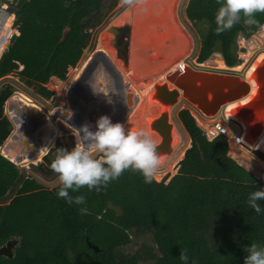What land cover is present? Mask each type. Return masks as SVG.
<instances>
[{"label":"trees","instance_id":"16d2710c","mask_svg":"<svg viewBox=\"0 0 264 264\" xmlns=\"http://www.w3.org/2000/svg\"><path fill=\"white\" fill-rule=\"evenodd\" d=\"M15 1L17 6L13 2L10 9L14 33L3 54L7 42L0 48V80L23 67L20 80L51 99L54 93L44 85L51 77L66 81L69 69L77 67L89 45V31L103 20L105 0ZM219 7L216 0H190L186 10L189 21L206 27V32L201 31L199 63L237 73L238 38L241 34L250 37L249 31L264 27V13L256 14V25L241 21L217 35L214 18ZM67 28L70 31L63 39ZM216 52L224 59L213 55ZM257 53L252 63L244 64L247 71L241 79L252 91L236 102L241 107L259 93L257 76L264 51ZM13 94L10 85L0 92V147L12 131L4 108ZM179 119L192 146L168 184L167 179L145 184L138 172L128 170L98 192H89L87 187L69 190L70 197L85 196L82 206L58 198L61 185L45 190L35 179L23 180L17 165L0 154V247L20 239L15 257L0 256V264H141V256L120 254L121 248L131 245L134 232L153 236L158 254L147 255L153 264H183L179 256L184 250L189 264H244L245 249L252 243L264 244V215L255 214L247 205L249 194L264 189V182L241 167L231 151L249 169L263 172L255 168V161H264V127L253 142L248 138L243 146L237 143L239 149L226 136L209 141L189 109H183ZM109 201L122 208L121 216L108 209ZM80 207H86L87 213L81 214ZM87 238L100 248L99 253L88 246Z\"/></svg>","mask_w":264,"mask_h":264},{"label":"rangeland","instance_id":"374dc122","mask_svg":"<svg viewBox=\"0 0 264 264\" xmlns=\"http://www.w3.org/2000/svg\"><path fill=\"white\" fill-rule=\"evenodd\" d=\"M156 1L158 2V0ZM156 1L155 0H105V2L103 3V7L101 8V12L104 15L103 20L97 27L89 31V33L91 34V38L89 40L88 47L84 51L81 61L79 62L76 68L69 69L67 73L66 81H63L62 86L58 88L56 92H54V96L51 99H45L44 97L40 96L39 94L36 93L35 87L34 88L29 87L25 84L24 81L20 80L18 73L22 71L21 68L14 74H10L6 78L0 80V92L5 86L10 85L14 89V94L12 97L17 96L21 98L22 95H25L28 98H30V100L32 101L29 103L37 105L38 107L42 109V111H44L48 115H52L56 111L61 113V110H65L66 112L68 111L70 113L71 111L69 107L72 106V94H73L74 88L77 87L81 79L87 73V69H89L92 58L94 54L96 53H106V54L109 53L111 56H114V58L111 57L112 62L116 60L117 62L115 61V63L117 65H120V67L118 68L119 71L117 72L120 79L121 80L123 79L120 76L121 73L123 72H128L131 78L129 79L127 76L124 77L126 84L123 85L124 87L123 90L124 92L125 91L132 92L131 89L133 88L130 87L129 90L127 89V86L131 85V83H132V86L135 85L134 87L135 89L138 88L140 89V91H144L149 87V85L155 84L157 82H162L159 80L160 76L165 77L166 73H169L170 70H173L176 67H180L182 65L190 66L191 68L197 71H205V72H210V73H223V74L235 75V76L237 73H239L241 74L240 78H243L244 74L242 73H244V71H247L244 65V62L246 61L245 58H247L252 63L255 60L256 56L260 53L259 51V53L255 54L256 51H258L259 49L261 51H264V27L254 32H251L248 30L250 33V37H246L245 35V37L247 38L245 39L246 41H251L253 43L249 46V50H250V54H249L247 51L243 52L244 42L243 40L240 39V37L238 38L236 54H237V59L239 62H238V65H236L235 67L236 69L235 71L237 73H233V71H229L228 69L218 70V69H212L209 67H203L202 65H204V63L203 64L199 63V56H200V51L202 47L201 31L203 33L206 32V27L204 26L198 27L194 25V23L188 20L186 10L189 6L190 0H174V2L173 0H171V2L169 0L168 4H165V3L163 4L162 3L163 0H162V2L159 1L157 5H153L154 7L152 6L153 11L151 13V16L149 15V19H147V23L145 22L147 24L145 28L147 35H142L143 39L149 38L150 36H155L158 33L165 35L164 38L166 39L164 41L162 40L163 42L158 43V46H155V45L147 46L146 45L144 48H140L139 50H135V49L133 50L131 47H133L132 46V38H133L132 31L134 29V16H136L137 15L136 13L140 12V10L144 8V6L146 5L151 6L153 2H156ZM13 2H14L13 7L15 8L17 6V2L15 0H13ZM164 5H167V6L172 5L171 12H170L172 13V15L170 16L167 14L166 16L168 18L164 16L167 13L166 7ZM163 18L164 19L166 18L167 20L163 21L162 20ZM124 20H126L127 25H129L127 28L128 36L126 38H123L122 44H121L120 39L114 36L113 30L117 29L119 27V24ZM3 33H4V36L0 37V48L3 47L4 43L6 42L7 43L5 45V49L3 50L2 54L5 52V50L9 46V40L6 41V38H7L6 36L10 35V32L8 31L6 32L4 31ZM102 37L103 39L105 38V40L110 41L109 43L110 48L107 49L106 46L103 44ZM143 39H141V41H144ZM176 42L178 44H176ZM101 45H102V48H101ZM160 46H161V49L159 48ZM156 48L157 50L155 51L154 49ZM158 49L161 54L158 52ZM165 49L167 52L165 51ZM135 51L137 52L135 53ZM144 52L146 53V57L150 62L148 64L152 65L153 67L148 66V64L144 62L146 63L147 67L141 66L140 68V61H141L142 53ZM135 56L137 57V59L135 58ZM137 60H138V66H137ZM251 63H248V66H250ZM174 65L175 67H173ZM98 69H100L99 66L93 70L94 72L92 73V78L94 76L96 78L91 79L89 81L90 87L95 86L98 83L97 78H99L98 76L102 72V71L96 72ZM164 72L165 74H163ZM143 76L144 78H142ZM109 80L112 83L113 79L111 80L110 78ZM130 80H132V82ZM133 81L135 84L133 83ZM113 86H114V83H113ZM115 90L116 88L114 87L112 91L114 92L112 95L113 97L112 101H115L117 103V106L114 108L112 107L109 108L110 112L107 115H105L110 118L111 122H113L112 115L115 114V110L119 111L120 102H119L118 94L120 91L118 90L115 91ZM125 96L126 98L129 97L126 94ZM12 97L10 99H12ZM137 98L140 99V97H137ZM97 100L98 99L95 97L92 100L86 99L83 103L85 105L87 104L88 106ZM106 100L107 98L102 97L100 98L99 101L102 105H104ZM107 104H110V102ZM154 108H158L160 110L159 104L156 102H152L149 105L147 114L151 117H156L159 115V113H155L154 111H152V109ZM183 109H189L192 112V115H194L195 117L199 119L201 118L200 114L197 112L198 110L196 111V109L185 100H183L179 105H177L175 109L172 111V122L177 127V134L181 137V143L179 144V141L178 143H176L174 155L169 160H167V162H165L162 166H160L158 175H162V176H157L156 181L158 183H162L166 179H167L166 183L170 182L172 177L177 174L178 169H179V166L175 165L178 161L177 159H179L181 155L186 153L185 151L189 149L188 147L190 146V137L185 131L179 119V114ZM72 110H73V107H72ZM150 110L152 111V113H150ZM73 114H70L69 117H72ZM118 114L119 112L116 113V117L118 116ZM101 116L102 115H99V117ZM4 117H5V114H4ZM136 117L140 119V121L137 122V125L141 124L147 127V121L143 118L141 120L140 118V117H143V114L137 115ZM210 119H211L209 120L210 123L213 122L212 120L218 121V117L210 118ZM200 121H203V119H200ZM209 122H206V123H209ZM50 126H51V131H52L51 132L52 133L51 142L46 143V144L47 146L51 145L52 142L54 144H52L51 149H49V153L46 154V156H39L36 159L30 160V162L28 160V162L16 163V161L9 158L5 153L6 157L11 162H13L15 165H17L23 180L35 179L36 181L40 183V185H42V187L45 190H53L56 187L61 185L58 179V175L54 173L51 169V163L56 158L58 150L64 149V150L70 151L75 147L77 143V139H76L77 130H75L74 128H69V126L65 122L60 121V120L58 121L50 120ZM154 136L158 137L157 135H152V137ZM232 140L236 144L238 143L234 139ZM238 144L241 145L240 143ZM259 144L262 145V141H260ZM241 148L242 147L239 146V149ZM8 150L9 149H6L5 152ZM19 156L21 155L20 154L17 155V157ZM231 156L241 161V158L239 157L240 155H238V153L236 154L235 152L231 151ZM255 166H256L255 168H259V170L263 172H258L252 169L250 170H252V172L255 173V175L260 177L259 179L261 178L264 179V161L262 160L255 161ZM249 167L251 166L249 165ZM158 177H160L161 179H158ZM162 177H163V180H162ZM18 189H19V186L18 188L13 190L11 195H9L10 198L15 197ZM10 201L11 199L9 201H6L4 203V206L8 205ZM131 236H132L131 245L128 247L121 248L120 254L124 258L141 256V261H142L141 264H153V262L148 258L149 255L158 254L157 246L154 243L153 236L150 233L144 236H138L136 232H134V234H131Z\"/></svg>","mask_w":264,"mask_h":264},{"label":"water","instance_id":"95a60500","mask_svg":"<svg viewBox=\"0 0 264 264\" xmlns=\"http://www.w3.org/2000/svg\"><path fill=\"white\" fill-rule=\"evenodd\" d=\"M69 31V28L64 31L63 39L66 38ZM99 62L104 65L108 76L114 80V87L120 91L118 94L120 102L119 114L112 123H121L123 125L127 116L133 113L134 109H130L132 102L129 97L126 98L121 79L118 73L115 72L111 62L106 60L103 53H96L92 58L89 69H87V73L77 87L74 88L72 94L74 114L70 119L58 111L52 115H48L37 105L23 102L22 98H17L12 101L15 114L20 117L21 124L16 133L18 139L10 142V147L21 152V156L27 157L29 160L41 156V146L51 142L52 131L49 123L50 120L63 121L77 131L87 125L89 126V130L94 132L96 130L98 113L94 114L89 111V108L82 103L81 99L92 100L96 96V92L86 93L85 89L89 87V81L92 79V73L94 72L93 70L96 69ZM95 78L94 76L93 79ZM97 79L100 81V78ZM257 83L259 93L256 99L244 107L239 108L237 111L239 112L238 115L245 120L249 129L248 136L250 142H253L258 137L261 131L260 129L264 127V64L257 76ZM251 91L252 86L244 79L235 75L197 71L190 66L184 65L176 67L170 70L169 73H166L164 81L154 84L153 91L148 97L147 105H144L142 109L143 119L147 121L146 132L150 137L152 135L158 136L156 147L161 161L169 160L175 153L176 143L178 141L179 144L181 143V137L177 135V127L172 122V111L183 100L187 101L205 116L215 118L225 105L236 103L247 98ZM134 101V105L136 104V106L140 102L138 98ZM152 102H156L160 106L159 115L156 117H151L147 114L148 107ZM109 112L110 109L105 104L100 106V114L105 116ZM135 121L132 123V127L127 129H140L138 128L137 121L136 123ZM82 135L83 133L81 132ZM255 176L260 178L257 175ZM108 209L115 212L118 216L123 214L122 208L115 206L111 201L108 202ZM86 240L88 246L95 253L101 251L89 238ZM19 244L20 239H11L0 248V256L13 259Z\"/></svg>","mask_w":264,"mask_h":264},{"label":"clouds","instance_id":"9594fccd","mask_svg":"<svg viewBox=\"0 0 264 264\" xmlns=\"http://www.w3.org/2000/svg\"><path fill=\"white\" fill-rule=\"evenodd\" d=\"M216 2L220 5L214 18L217 35L231 30L241 21L246 25H256L258 23L256 14L264 13V0H216ZM239 37L241 40L247 39L244 34ZM197 112L201 115V112ZM76 139L77 143L72 150H58L56 158L51 163V169L58 175L61 184L57 196L69 205L86 204L84 195L70 197L69 190L78 192L81 188L87 187L89 192L94 189L98 192L102 186L106 187L128 170L138 172L145 184H152L158 176L162 161L155 142L143 129L126 130L121 123L114 124L108 116H101L94 132L85 125L76 132ZM243 168L255 176L252 170ZM257 179L264 182L262 178ZM260 201H264V189L251 192L247 205L255 214L264 215V205ZM79 211L86 214L87 208L80 207ZM245 251L247 255L244 264H264V244L252 243ZM179 258L183 264H189L187 250L180 252Z\"/></svg>","mask_w":264,"mask_h":264},{"label":"bare ground","instance_id":"6f19581e","mask_svg":"<svg viewBox=\"0 0 264 264\" xmlns=\"http://www.w3.org/2000/svg\"><path fill=\"white\" fill-rule=\"evenodd\" d=\"M156 1V0H155ZM159 1L160 2H162V0H158V2L156 1V2H153V4L151 5V6H149V5H146V6H144V8L142 9V10H140V12H138V13H136L137 15L136 16H134V29H133V31H132V35H133V38H132V46L133 47H131L133 50L135 49V50H139L140 48H144L146 45L148 46V45H152V46H158V43H160V42H163L166 38H164L165 37V35H163V34H161V33H156L157 35H155V36H150L149 38H145V39H143V36L142 35H147V33H146V26H147V19H149V15L151 16V13H152V11H153V8H152V6L153 5H157L158 3H159ZM170 2H171V0H170ZM173 2H174V0H173ZM163 4L165 3V4H168L169 3V0H163V2H162ZM165 7H166V10H167V13L164 15V16H166L167 14L168 15H172V13H170L171 12V8H172V5L171 6H167V5H164ZM154 7V6H153ZM165 9V8H164ZM173 12V11H172ZM140 13V14H139ZM162 17V16H161ZM152 18V17H151ZM166 18H168L167 16H166ZM162 19L163 21L164 20H167V19ZM169 20V19H168ZM120 21V20H119ZM126 20H124V21H122L120 24H119V27L117 28V29H115V30H113V33H114V36L116 37V38H119L120 39V43L122 44V40H123V38H126L128 35V31H127V28H128V26L129 25H127V21L125 22ZM146 22V23H145ZM168 22V21H167ZM130 23V22H129ZM159 26V25H158ZM161 26V25H160ZM170 29V28H169ZM161 31V30H160ZM4 32V26H3V22H2V24H0V37H1V34ZM149 36V35H148ZM141 39H143L144 41H141ZM179 39V38H178ZM146 40V41H145ZM163 40V41H162ZM102 42H103V44L106 46V48L108 49V48H110L109 47V43H110V41L109 40H105V38L103 39V37H102ZM145 44V45H144ZM172 44V43H171ZM176 44H178L177 42H176ZM144 45V46H143ZM173 46V45H172ZM179 46V45H178ZM177 46V47H178ZM101 48H102V45H101ZM160 49H161V46L159 47ZM179 48V47H178ZM103 50V49H102ZM155 51L157 50V48L156 49H154ZM165 51H166V49H165ZM108 52V51H107ZM131 52V51H130ZM137 51H135V53H136ZM149 52V51H148ZM158 52H159V49H158ZM157 52V53H158ZM167 52V51H166ZM160 53V52H159ZM104 54V56H105V58H106V60H108L109 62H111V64H112V66H113V68H114V70H115V72H118L119 71V67H120V65H117L116 63H115V61L114 62H112V58L111 57H113L114 58V56H111L109 53L108 54H106V53H103ZM161 54V53H160ZM156 55V54H155ZM214 55H216V54H214ZM218 55H220V54H218ZM145 56V57H144ZM221 56V55H220ZM135 58L137 59V57L135 56ZM144 58H145V60H144ZM223 58V57H222ZM144 60V61H143ZM148 61V62H147ZM117 62V61H116ZM130 62V61H129ZM144 62H146L147 64L148 63H150L149 62V60L147 59V57H146V53L144 52V53H142V57H141V61H140V68H141V66L142 67H147V65H146V63H144ZM178 64V63H177ZM103 64L101 63V62H99V64H97V66L96 67H100V69H98L96 72H101L100 74H99V78H100V81H98V83L95 85V86H89L88 88H86L85 89V92L87 93V92H96V98L98 99L97 101H95V102H93V103H91L90 105H88L87 106V104H86V106L89 108V111H91L92 113H98V115H97V121H98V119L100 118L99 117V115H102V114H100L99 113V110H100V107L99 106H101L102 104L100 103V98H102V97H105V98H107V100H106V102H105V104L107 105V107L108 108H114V107H116L117 106V103L115 102V101H112V95H113V93L114 92H112L113 91V88H114V86H113V80H112V78H111V80H112V83H111V81L109 80L110 78L108 77V74H107V72H106V70H105V67H104V65L102 66ZM176 65V64H175ZM175 65L173 66V67H175ZM135 66V65H134ZM137 66H138V60H137ZM148 66H151V67H153L152 65H150V64H148ZM131 67V66H130ZM132 67H133V65H132ZM117 68V69H116ZM172 68V67H171ZM138 69H139V67H138ZM169 71V70H168ZM153 72V71H152ZM163 74H165V72L163 73ZM123 79L121 80V82H122V84L124 85V84H126L125 82V79H124V77H128L129 79H131L130 78V75L128 74V72H123V73H121V75H120ZM141 77V76H140ZM142 78H144V76L142 77ZM93 79V78H92ZM98 80V79H97ZM157 80V79H156ZM159 80L160 81H164L165 80V77H163V76H160L159 77ZM131 82H132V80H130ZM112 85H111V84ZM133 83H134V81H133ZM135 84V83H134ZM113 86V87H112ZM153 86H154V84H151V85H149V87L146 89V90H144V91H140V89H138V88H134L135 87V85H133L132 86V83H131V85H128L127 86V89L129 90V88L131 87V88H133V89H131V91L132 92H129L128 90V92H124L127 96H129V99L131 100V102H132V105H130L131 106V108L130 109H134L133 110V113H131L129 116H127V120H125V122L123 123V126L125 127V129H127V128H129V126L130 127H132V123L136 120L137 122L138 121H140V119L138 118V117H136L137 115H142L143 113H142V109H143V107H144V105H147L146 103H147V100H148V97H149V95L152 93V91H153ZM115 91H117V89L115 90ZM116 93V92H115ZM130 93V94H129ZM21 95V94H20ZM137 97H140V99H139V104L136 106V104L134 105V103H135V101L134 100H136V98ZM21 98H22V101L23 102H26V103H29V102H32L31 100H30V98H28L27 96H25V95H22L21 96ZM116 99V98H115ZM81 101H82V103L85 101V99H81ZM89 102H90V100H89ZM110 102V104H107V103H109ZM134 105V106H133ZM229 105V104H228ZM71 106V105H70ZM230 106H231V112L229 111V113H228V115H229V118L231 119V127H230V130L228 131V135H229V137L231 138V140L232 139H234L236 142H238V143H240V144H243V145H245V143H246V141L248 140V138H249V129H248V127H247V125H246V122H245V120L244 119H242L238 114H239V112H237L238 111V109L239 108H242L240 105H238V104H236V103H230ZM69 109H70V113L67 111H65V110H61V114L62 115H64V116H66L68 119H70L71 117H69V115L70 114H73L74 112H73V110H72V106L71 107H69ZM152 111H154L155 113H159L160 112V110L158 109V108H154V109H152ZM152 111L150 110V113H152ZM117 112H119V111H117V110H115V114H113L112 116H113V119H112V121H114V119H115V117H116V113ZM60 113V112H59ZM139 113V114H138ZM88 115H90V114H88ZM102 116H104V115H102ZM141 118V120H142V118L143 117H140ZM97 121H96V123H97ZM136 121H135V123H136ZM50 123V122H49ZM56 125V124H55ZM52 126V125H51ZM69 126V125H68ZM69 128H72V127H70L69 126ZM138 128H140V129H143V130H146V126H143V125H138ZM73 132V131H72ZM60 133V132H59ZM178 135V134H177ZM55 138V137H54ZM151 138H153V140H154V142H155V144L157 143L156 141H158V137H156V136H154V137H151ZM52 144H54L53 142H52ZM52 144L51 145H48L47 146V144H44V145H42L41 146V149H40V155L41 156H46V154H48L49 153V149H51V146H52ZM188 145H189V143H188ZM51 152V151H50ZM6 153V155L9 157V158H11L12 160H14V161H16V163H24V162H28V158L27 157H23V156H19V157H17V155H19L21 152H18L16 149H14V148H11L10 147V149L8 150V151H6L5 152ZM21 155V154H20ZM22 157H23V159H22ZM184 157H185V153L184 154H182L181 155V157L179 158V159H177L178 161H177V163L175 164V165H179L180 163V161L181 160H183L184 159ZM24 158H27V159H24ZM36 158H38V157H34L33 159H36ZM168 160V159H167ZM167 160H163L162 161V163H161V166L165 163V162H167ZM36 161H38V160H36ZM29 162H30V160H29ZM158 176H162V175H158ZM158 179H161L160 177H158ZM162 180H163V177H162Z\"/></svg>","mask_w":264,"mask_h":264},{"label":"built area","instance_id":"2783aa9c","mask_svg":"<svg viewBox=\"0 0 264 264\" xmlns=\"http://www.w3.org/2000/svg\"><path fill=\"white\" fill-rule=\"evenodd\" d=\"M11 3H13V0H0V24H2L3 22V26H4V31H8L10 32L9 36H6V40H10L12 39L13 33H14V20L11 19ZM12 30V32H11ZM1 36H4V33L1 34ZM244 42V48H243V52H248L250 54V50H249V46L253 43L251 41H246L243 40ZM246 61L244 62L247 63L248 59L245 58ZM21 69H23V67H21ZM63 84V81L57 77H51L49 82L44 85L45 88H47L49 91L51 92H56L58 88H60ZM19 97L14 96L12 97V99H10L4 108V114L5 117L9 120V122L11 123V134L7 140V142L4 144V146L0 147V154L2 156H4L5 158V150L6 149H10V142L12 141H16L18 139L17 136V129L19 128L20 124H21V119L19 116H17L15 114V108L13 106L12 101L17 99ZM229 111L231 112V106L229 105H225L220 113L218 114V121H214L210 123L209 120H211L209 117L205 116L204 114L201 113V118L203 119V121H200L199 118L195 117L197 121V125L198 127L203 131L204 136L209 140V141H214L216 140L218 137L220 136H226L227 138L230 139L229 135H228V131L230 130L231 127V119L229 118ZM192 113V112H191ZM215 117V118H216ZM205 121V123H204ZM209 122V123H206ZM232 158L242 167L248 168L242 161H239L238 159H236L235 157L232 156ZM8 159V158H7ZM248 170L250 171V169L248 168ZM168 184V183H166Z\"/></svg>","mask_w":264,"mask_h":264},{"label":"crops","instance_id":"0c3cea01","mask_svg":"<svg viewBox=\"0 0 264 264\" xmlns=\"http://www.w3.org/2000/svg\"><path fill=\"white\" fill-rule=\"evenodd\" d=\"M245 144H246V143H245ZM191 145H192V141H191V138H190V146H189L188 148H190ZM241 146H243V144H241ZM188 148H187V149H188ZM186 151H187V150H186ZM186 151H185V152H186Z\"/></svg>","mask_w":264,"mask_h":264}]
</instances>
